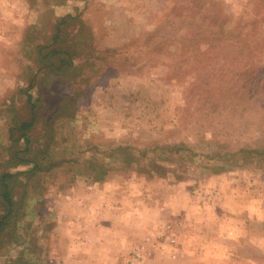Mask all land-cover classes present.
Wrapping results in <instances>:
<instances>
[{
	"label": "rangeland",
	"instance_id": "1",
	"mask_svg": "<svg viewBox=\"0 0 264 264\" xmlns=\"http://www.w3.org/2000/svg\"><path fill=\"white\" fill-rule=\"evenodd\" d=\"M0 264H264V0H0Z\"/></svg>",
	"mask_w": 264,
	"mask_h": 264
},
{
	"label": "trees",
	"instance_id": "2",
	"mask_svg": "<svg viewBox=\"0 0 264 264\" xmlns=\"http://www.w3.org/2000/svg\"><path fill=\"white\" fill-rule=\"evenodd\" d=\"M66 17H64L63 19H59L58 21V26L56 27V39L58 38H62L63 33H66V40L65 42L67 43L66 46H62V48L56 47V51L53 50L51 52H49L48 54L51 53H56V64L54 61H51V63H49L50 68H51V72H49L48 74L46 73V77L48 78L46 83L48 84V86L51 85V77L52 76H56V79L64 77V78H68V79H72L73 75L70 72V69L72 67V62L74 59V56L79 52V44L77 42H73L72 39H68L69 37V33L67 31H65L64 29L66 27H68L69 23L66 22L65 20ZM49 56V55H48ZM49 58H55V57H49ZM42 60V59H41ZM42 68L44 69H48L49 67H47V65L45 63H43ZM71 96H67L66 100H69ZM31 99V97L29 98V100ZM65 99V98H64ZM63 100V99H62ZM61 105L59 106V109L63 106V103H60ZM32 111L33 113L37 114V110L35 107H37L36 103L32 104ZM33 119H31L30 121H24L20 124V126L17 128V130H19V132L21 133L17 138H15V136H11V139L13 141L14 145L15 143H18L21 141L22 137L26 135L27 130L34 127L37 120L35 115L32 117ZM25 141H27L29 143V139L26 138ZM27 149V146L26 148ZM24 149V150H25ZM19 162H24L26 163L28 161V158L26 157H19ZM15 174L12 173H5L1 176V180H2V186L4 189V192L2 194L4 201L6 202V213L3 216V219H5V221L3 222L2 226H7L10 223V220L13 217L14 211H15V202L13 201V197L12 194L14 192V188L13 186H10L7 182L8 179L11 178H15ZM3 221V220H2Z\"/></svg>",
	"mask_w": 264,
	"mask_h": 264
}]
</instances>
